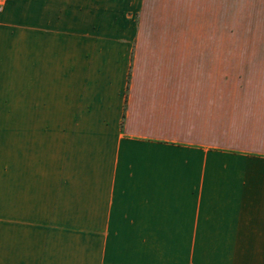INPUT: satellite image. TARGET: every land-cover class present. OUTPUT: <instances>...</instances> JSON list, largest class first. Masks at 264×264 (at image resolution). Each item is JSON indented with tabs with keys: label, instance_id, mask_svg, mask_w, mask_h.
I'll return each mask as SVG.
<instances>
[{
	"label": "crops",
	"instance_id": "obj_1",
	"mask_svg": "<svg viewBox=\"0 0 264 264\" xmlns=\"http://www.w3.org/2000/svg\"><path fill=\"white\" fill-rule=\"evenodd\" d=\"M216 16L0 0V264H264V50Z\"/></svg>",
	"mask_w": 264,
	"mask_h": 264
},
{
	"label": "rangeland",
	"instance_id": "obj_2",
	"mask_svg": "<svg viewBox=\"0 0 264 264\" xmlns=\"http://www.w3.org/2000/svg\"><path fill=\"white\" fill-rule=\"evenodd\" d=\"M170 5H176L178 0H162ZM226 12H225V11ZM223 11L226 15L223 14ZM215 33L226 35L230 49H263L264 50V0H216ZM221 15V18L218 16ZM224 15V17H222ZM227 39V40H228ZM220 43H217L219 45ZM223 44V43H221ZM217 52H220L216 48ZM228 50H226L227 52ZM228 56V55H226ZM233 73L224 75L217 68V96L223 91V82L230 81L232 92L236 95L243 91L238 87L240 82H247L252 78L247 72L238 73L239 59L232 58ZM247 88H244V92Z\"/></svg>",
	"mask_w": 264,
	"mask_h": 264
}]
</instances>
